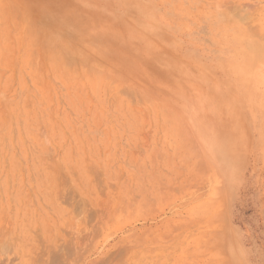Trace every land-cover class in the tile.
<instances>
[{"label": "rangeland", "instance_id": "1", "mask_svg": "<svg viewBox=\"0 0 264 264\" xmlns=\"http://www.w3.org/2000/svg\"><path fill=\"white\" fill-rule=\"evenodd\" d=\"M243 40L264 0H0V264H264V104L213 87Z\"/></svg>", "mask_w": 264, "mask_h": 264}, {"label": "clouds", "instance_id": "2", "mask_svg": "<svg viewBox=\"0 0 264 264\" xmlns=\"http://www.w3.org/2000/svg\"><path fill=\"white\" fill-rule=\"evenodd\" d=\"M223 73V82L214 85L217 95L232 89L249 103L264 104V47L252 40H243L236 47H226L215 54ZM184 120L196 136L201 150L211 159L222 152V145L207 116L216 111L212 97L201 90L181 97Z\"/></svg>", "mask_w": 264, "mask_h": 264}, {"label": "bare ground", "instance_id": "3", "mask_svg": "<svg viewBox=\"0 0 264 264\" xmlns=\"http://www.w3.org/2000/svg\"><path fill=\"white\" fill-rule=\"evenodd\" d=\"M51 252H52V250H51ZM49 264H50V262H49Z\"/></svg>", "mask_w": 264, "mask_h": 264}]
</instances>
